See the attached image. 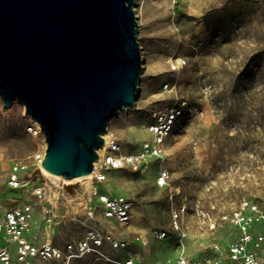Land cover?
Instances as JSON below:
<instances>
[{
	"label": "rangeland",
	"instance_id": "rangeland-1",
	"mask_svg": "<svg viewBox=\"0 0 264 264\" xmlns=\"http://www.w3.org/2000/svg\"><path fill=\"white\" fill-rule=\"evenodd\" d=\"M134 11L142 60L136 102L111 117L107 128L124 151H133L150 138L154 113L174 102L186 107L162 158L138 171H109L100 184L134 200L128 225L100 210L89 216L77 198L69 205L91 179L66 183L43 174V134L29 132L33 124L20 102L2 111L0 98V218L23 199L38 202L25 188L7 184L11 166L21 162L22 176L46 186L50 200L58 196L60 214L49 223L43 203H35L27 237L64 247L95 226L120 242L115 247L105 239L69 264H173L178 232L185 234V254L202 259L212 243L224 247L234 239L226 215L243 198L264 202V0H176L174 6L171 0H135ZM179 57L186 63L172 69ZM160 167L168 170L165 187L155 184Z\"/></svg>",
	"mask_w": 264,
	"mask_h": 264
},
{
	"label": "water",
	"instance_id": "water-1",
	"mask_svg": "<svg viewBox=\"0 0 264 264\" xmlns=\"http://www.w3.org/2000/svg\"><path fill=\"white\" fill-rule=\"evenodd\" d=\"M135 0H0V98L45 140L40 166L88 175L111 117L135 105L142 72Z\"/></svg>",
	"mask_w": 264,
	"mask_h": 264
},
{
	"label": "built area",
	"instance_id": "built-area-1",
	"mask_svg": "<svg viewBox=\"0 0 264 264\" xmlns=\"http://www.w3.org/2000/svg\"><path fill=\"white\" fill-rule=\"evenodd\" d=\"M172 5L176 0H171ZM186 61L177 58L171 62L172 69H180ZM165 84L164 87H167ZM185 101L174 102L153 114V120L147 125L150 138L142 140L133 151H124L119 141L111 136L104 138V147L98 152L99 158L94 163L93 176L89 188H85L79 195L67 200L68 204L76 198L82 201L84 210L92 216L95 210H100L105 218L113 219L123 227L129 224L132 216L134 200L126 195L111 194L102 189L107 172L127 168L141 170L147 166L149 160L162 158L165 153V142L169 137L175 120L185 110ZM29 132L42 134L39 126H29ZM44 153L38 156L40 164ZM26 166L21 162H15L8 173L7 184L12 189L25 188L26 194H31L38 202L29 198L23 199L18 204L6 207L0 218V264H69L108 239L113 246L120 242L113 240L98 227H88L84 237L75 243H68L60 247L52 242L37 244L27 237L29 224L33 215L35 203H43L42 210L49 223L60 216L57 212L58 196L49 198V190L44 185H39L30 178L22 176ZM155 184L165 187L168 184V170L160 167L157 171ZM174 220L181 214L176 209ZM230 226L234 230V239L226 246L218 242L211 244V251L202 259H193L185 254V234L178 232L180 236L177 244V256L173 264H264V202L243 198L240 204L226 215ZM176 230H180L176 223ZM260 228V229H257ZM165 232L160 236L164 237ZM14 248V251H13Z\"/></svg>",
	"mask_w": 264,
	"mask_h": 264
},
{
	"label": "bare ground",
	"instance_id": "bare-ground-1",
	"mask_svg": "<svg viewBox=\"0 0 264 264\" xmlns=\"http://www.w3.org/2000/svg\"><path fill=\"white\" fill-rule=\"evenodd\" d=\"M23 107V106H22ZM30 121L32 122L33 125L35 126H39V124L30 118ZM113 134L110 132V130L107 128L106 131L102 134L103 138H109L111 137ZM45 142V141H44ZM45 146L46 144L43 145V153H44V149H45ZM104 147V144H102L100 147L97 148V152H100ZM97 163V162H96ZM95 163V165H96ZM40 169L42 171L43 174L47 175V176H50L52 178H56V179H61L63 180L64 182L68 183V182H75V181H80V180H83V179H90L92 176H93V171L88 174V175H84V176H78V177H75V178H63L62 176L60 175H55V174H51L49 172H47L45 169H43L41 166H40ZM112 182V180H111Z\"/></svg>",
	"mask_w": 264,
	"mask_h": 264
}]
</instances>
